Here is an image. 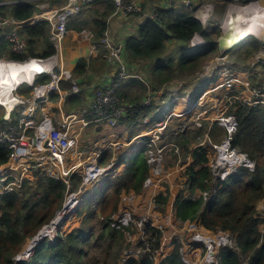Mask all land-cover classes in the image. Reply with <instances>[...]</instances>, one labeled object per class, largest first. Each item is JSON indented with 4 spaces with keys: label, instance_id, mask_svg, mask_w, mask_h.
<instances>
[{
    "label": "built area",
    "instance_id": "2783aa9c",
    "mask_svg": "<svg viewBox=\"0 0 264 264\" xmlns=\"http://www.w3.org/2000/svg\"><path fill=\"white\" fill-rule=\"evenodd\" d=\"M101 1L66 0L58 9H51L50 2L45 1L36 5L39 14L24 21L10 16L4 19L0 14V35L7 37L11 52L16 56L28 55L26 59L15 60L2 54L0 61L24 68H43L34 73L32 82L16 86V104L12 109L0 104L4 110L0 115V144L9 150L8 161L0 165V199L5 194L19 192L27 182L36 184L40 179L62 180L67 185L63 207L28 241L14 257V262L29 261L42 242L55 243L60 236L79 229L78 206L96 185L123 176L127 169L124 161L136 154L132 152L135 146H142L139 151H144L149 176L140 192L122 191L118 210L109 221L111 228L124 236V250L116 264H128L132 260L163 264L175 253H179L184 264H221L223 249H237L236 235L206 228L200 216L183 220L179 216L178 202L182 198L202 200L204 208L240 168L255 171L256 166L248 155L234 145L239 129L236 112L239 107H264V46L247 61V70L240 69L238 63L229 58L228 51H219V55L206 63L199 73L208 84L197 98L191 93L180 97L178 93L175 95L176 92L163 89L155 93L150 91L142 103H128L120 91L126 82L138 76L130 72L125 45L114 44L108 32L98 44L92 45L90 51V57L97 59L102 50H107L105 58L118 65L117 72L105 78L106 82L85 91L80 79L64 66V45L68 35L74 42L95 37L89 30H70V21ZM111 1L114 16L133 18L144 14L140 0ZM180 1L193 11L204 30L216 25L217 8L222 7L221 22L220 19L217 21L221 36L228 35L231 16L241 10H251L246 11L249 16L245 23L249 20L261 22L264 27V0ZM10 3L6 1L0 6ZM147 19L162 21L163 17L154 9ZM42 22L50 24L48 35L54 53L48 57L30 55L28 41L21 34L24 27ZM252 36L264 42L262 29ZM208 44L204 35L196 32L189 47L199 49ZM44 77L49 79L39 82ZM23 87L27 88V95L15 94ZM170 92L173 93L168 98L171 103L166 106L167 100L163 97ZM85 93H89L85 105L71 110H67L68 106L63 107L71 98ZM156 102H160L158 118L144 114L127 130L129 133L134 128L148 127L144 133L129 138L113 130L121 121L137 119L142 109ZM175 120L181 122L172 130ZM93 127L111 131L99 134L96 141L89 140L88 133ZM216 128L223 130L220 141L215 139ZM193 129L203 132L192 152L185 156L181 146L167 138L169 134L182 136ZM198 147L206 149L209 158L206 165L212 174L210 187L206 190H192L187 174L193 164V151ZM108 152L112 153L111 160L102 165L101 160ZM172 159L173 167L170 166ZM75 176L82 179L77 191L74 190ZM69 200L71 206L67 209ZM241 264H248V260L242 257Z\"/></svg>",
    "mask_w": 264,
    "mask_h": 264
},
{
    "label": "trees",
    "instance_id": "16d2710c",
    "mask_svg": "<svg viewBox=\"0 0 264 264\" xmlns=\"http://www.w3.org/2000/svg\"><path fill=\"white\" fill-rule=\"evenodd\" d=\"M12 2L0 6V14L5 19L8 16L18 21L32 18L36 6L31 0H0ZM20 1H25L20 3ZM108 14L114 12V5L109 3ZM162 21L147 20L139 30L137 36L127 39L125 50L129 61L133 63L152 62L155 67L151 69L147 85L140 78H132L126 82L120 91L121 97L128 103H142L147 94L158 92L173 79L186 74L194 75L211 58L219 55L218 39L221 36L219 26H212L204 30L201 23L194 18L192 10L184 5L179 10L159 9ZM50 24L42 22L35 26L21 29V34L26 37L29 45V54L32 56H51L54 48L47 40ZM96 38L105 36L109 24L107 20H94L92 23ZM81 30L80 27H75ZM196 32H200L209 44L199 49L189 47L190 40ZM44 40L48 45L43 53L38 54V43ZM250 40V41H249ZM239 47L240 62L244 63L263 48L264 42L252 37ZM180 44L178 58L169 57L170 44ZM235 47V48H237ZM234 48V49H235ZM15 60L26 59L28 55L16 56L11 52L7 37L0 35V55ZM105 54V52L103 53ZM106 60L100 58L90 60L79 59L75 68L76 77L90 76L91 73L101 74L106 71ZM91 78V77H90ZM44 77L39 82H45ZM82 96L71 98L72 106L76 108L82 103ZM85 98V96H84ZM156 102L139 114L137 119L121 121L119 131L123 133L138 120L148 114L158 118ZM239 129L235 136L234 145L241 148L249 159L255 164V171L248 167L240 168L237 175L233 176L224 185L218 196L203 208V201H193L182 198L178 202L179 216L183 220L195 219L200 216L204 226L210 230H223L235 234L237 249L225 248L221 251V264H241V258L248 260V264H264V232L261 224L264 219L260 216L255 203L264 199V107L237 109ZM118 128V127H117ZM116 131V128L113 129ZM110 129H97L99 134H106ZM180 137H184L181 139ZM174 141L182 148L186 156L190 152L192 143L198 141V132H187ZM193 164L187 174L190 177L191 189L206 190L210 187L211 171L207 167L209 159L204 147L193 151ZM9 150L0 144V165L8 161ZM111 159L112 153H106L103 158ZM102 158V159H103ZM126 172L123 176L108 179L104 184V195L100 205L84 207V202L78 206L77 214L81 220V227L67 236H60L55 243L46 240L34 251L27 262L19 264H90V254L94 243L105 246V252L113 264L124 250V236L111 228L109 221L117 212L119 199L123 190L140 192L145 180L149 176V168L144 156V151H139L132 158L126 159ZM82 179L73 178L74 188L77 191ZM208 181V183H207ZM67 185L62 180L40 179L36 184L27 182L19 192L5 194L0 199V264H16L14 257L22 250L28 239H32L38 231L49 223L65 202ZM102 217V218H101ZM110 242H113L110 243ZM107 243H109L107 245ZM114 248H118L114 253ZM128 264H152L149 261H130ZM163 264H184L179 253L167 258Z\"/></svg>",
    "mask_w": 264,
    "mask_h": 264
},
{
    "label": "crops",
    "instance_id": "0c3cea01",
    "mask_svg": "<svg viewBox=\"0 0 264 264\" xmlns=\"http://www.w3.org/2000/svg\"><path fill=\"white\" fill-rule=\"evenodd\" d=\"M31 1H36V0H31ZM46 1L50 2V8L51 9H58V8L62 7L66 2V0H46ZM140 1L142 3V8L144 11V14L142 16H136L133 18H126L123 15L114 16L113 13L108 14L107 7H108L109 3L112 1L111 0H103L100 3H98L97 5L91 7L90 9H88L86 11H84L80 15L74 17L69 23L68 28L70 30H72V31L89 30L95 34V37L91 40L74 42L71 39V35H68V37L65 41V45H64V55H63L64 66L68 70L74 72L73 70H74L77 62L79 61V59L85 58L88 62H90V60H94L90 57V51H91L92 45L98 44L101 40V38H100V40H98L96 38V32L94 31V29H93L94 27L92 26V23L94 20H100V19L107 20V22L109 24V28H108L107 32L110 34L113 43L114 44L121 43V44L126 45V41L128 38L138 35L139 30L141 28V25L145 21L148 20L147 16L149 15V13L153 12L154 9H157V11H159V9L169 10L170 8L179 10L180 8H182L185 5L180 0H174V1L173 0H149L146 2L144 0H140ZM175 2L178 4L175 5ZM221 16H222V14L220 16L217 15V17H219V18H221ZM216 25H218L217 21H216ZM75 27H80L82 29L77 30ZM48 34H49V32H48ZM48 38H49V35H48ZM47 41L49 42V40H47ZM244 42H246V41H244ZM49 44L51 45L50 42H49ZM172 44H175V46L180 45L178 43H172ZM172 44H170V45H172ZM47 47H48V45L46 44V42L44 40H40L38 43L37 53L38 54L43 53L44 49L46 50ZM104 52H105V54H103ZM228 52H231V50ZM107 54H108L107 50H102V52L100 53V56L102 58H104V60L107 61L106 65H107L108 69H106L105 72L102 71L100 75H98L96 73H91V75L88 77H86V76L77 77L80 79V82H81L82 86L85 88L84 89L85 91H90L93 89V87H96L99 83L106 82L105 78H107L108 76H112L114 73L117 72L118 65L114 62H110L109 60H107L105 58V55H107ZM100 56L98 58H100ZM167 56L172 57L173 55L168 51ZM126 59L129 63L131 74H133L134 76H138V78L142 79L144 84L147 85V83L149 82L147 78L149 77L151 69L154 68L155 65L152 62H146V63L145 62H139V63H133L132 64L128 59L127 53H126ZM232 61H234V60H232ZM247 61L244 63H241L240 61H238V62L234 61V62L238 63V66L240 69L247 70V67H246ZM70 65H72V66L70 67ZM200 71L201 70L197 71L188 80L183 81V80H177L175 78L176 80L173 79L163 89H166V90L172 91V92H176L175 95H177V93H178V95L181 93H186V94L191 93L192 96L197 98V96L201 95V93L204 91L206 85L208 84L207 80L201 79V77L199 75ZM163 89H161V90H163ZM88 95H89V93H85V95H84L85 98H84V96L82 97V103L79 106H83L87 103ZM70 101H68L67 105L63 106L64 108L68 106L67 110L75 109L72 106V103ZM79 106H77L76 108H80ZM162 118H165V116H162ZM176 121H178L179 123L181 122L180 120H175V122ZM175 122H174V124H175ZM205 124H208V122L205 121ZM147 128L148 127L141 128V129L134 128L129 133H127V130H128L127 129L126 132L124 131L121 135L127 136L129 138H133L139 134L144 133ZM103 129H106V128H103ZM175 129L176 128L174 127V130ZM194 131L198 132V136H200L203 132V130H200V129L190 130V132H194ZM116 132H118V134L121 133V131H119V126H118V128H116ZM215 134H216L215 139L217 141H220L223 138V130H221L220 128H216ZM174 137H178V136H174ZM180 138L184 139V137H180ZM196 143L197 142L191 144L190 152H192L193 146ZM207 157H208V155H207ZM193 161H194V159H193ZM263 202H264V199L258 200L255 203L257 209L259 210V213L262 214L261 217H264V204H263ZM259 204H262V205H259ZM262 226L264 228V223L261 224V227ZM263 228H262V230H263Z\"/></svg>",
    "mask_w": 264,
    "mask_h": 264
},
{
    "label": "bare ground",
    "instance_id": "6f19581e",
    "mask_svg": "<svg viewBox=\"0 0 264 264\" xmlns=\"http://www.w3.org/2000/svg\"><path fill=\"white\" fill-rule=\"evenodd\" d=\"M246 11L251 10H241L234 13L230 18L227 29V34L232 38L230 40V49L240 44L246 38L249 39L250 36L257 34L260 29L264 32L261 22H250V20L249 23L244 22L249 16V13ZM11 65L3 64L0 61V104L6 106L8 109H12L16 104L14 95L16 86L32 82L34 73H39L43 69L42 67L24 68ZM70 202L71 200L67 204V209L71 206Z\"/></svg>",
    "mask_w": 264,
    "mask_h": 264
},
{
    "label": "rangeland",
    "instance_id": "374dc122",
    "mask_svg": "<svg viewBox=\"0 0 264 264\" xmlns=\"http://www.w3.org/2000/svg\"><path fill=\"white\" fill-rule=\"evenodd\" d=\"M46 0H36V1H34L33 3H35L34 5L36 6V5H38V4H40V3H44ZM145 2L146 1H149V0H144ZM174 1V0H173ZM176 4H178V3H176L175 2V5ZM174 5V6H175ZM219 8V7H218ZM218 8H217V11H218V16H220L222 13H223V11H224V9L221 7L219 10H218ZM40 13V10L36 7V14H39ZM219 17H217L216 18V21H219ZM220 22H221V19H220ZM218 24H219V22H218ZM216 26H218V25H216ZM252 37H255V36H252ZM252 37H250L249 39H251ZM247 39V38H246ZM245 39V40H246ZM248 39V40H249ZM257 39V38H256ZM244 40V41H245ZM244 41H242L240 44H238V45H236L235 47H237V46H239V45H241V44H243L244 43ZM250 41V40H249ZM179 50H180V47L179 46H175V44H172V45H170V48H169V52L174 56V57H176V58H178V55H179ZM240 49H239V47H237V48H235V49H233V50H231V52H228L227 54H229V58L230 59H232V60H234V61H236V62H238V61H240V57H241V53H239L238 51H239ZM0 57H2V55H0ZM211 61V58L209 59V61L208 62H210ZM207 62V63H208ZM72 65H70V67H71ZM202 69V67L199 69V70H201ZM191 76H193V75H186V74H183V75H181V76H179V77H177L176 79L177 80H188ZM176 79H174V80H176ZM165 86H167V85H165ZM165 90V89H164ZM15 94H17V95H27L28 94V90H27V88L26 87H23L20 91H18V92H16ZM185 94L186 93H181V94H179V96L180 97H183V96H185ZM171 95H173V93H169V94H166V96L165 97H163V99H165V100H167L166 101V106H170V103H171V100L170 99H168V98H170V96ZM174 97H175V95H174ZM3 108H1L0 107V115L3 113ZM237 113V112H236ZM175 122V121H174ZM180 125V123L178 122V121H176L175 122V124L172 126V130H174V127L176 128L177 126H179ZM132 126H134V125H132ZM131 126V127H132ZM130 127V128H131ZM137 129V128H136ZM88 136L90 137V138H88L89 140H97L98 138H96V132H95V127H93L92 128V130H91V132H89L88 133ZM173 135H171V134H169L168 135V140L169 139H171V138H173L172 137ZM141 147L142 146H139V147H137V146H135L133 149H132V152H134V153H138L139 152V150L141 149ZM111 159H109L108 160V158L107 157H105V158H103L102 160H101V164L102 165H105V164H107L109 161H110ZM171 167H173L174 166V159H172V161H171V165H170ZM74 189V188H73ZM75 190V189H74ZM76 191V190H75ZM124 191V190H123ZM103 195H104V186L102 185V184H99V185H96L93 189H92V191L90 192V195L86 198V199H84V207H86V208H88V207H91L92 205L94 206V207H97L98 205H100V202H101V199H102V197H103ZM263 204H264V202H263ZM64 205V204H63ZM259 205H262V204H259ZM63 207V206H62ZM260 214V213H259ZM260 216H262V214H260ZM264 218V217H263ZM31 239H28L27 240V242L25 243V245L26 244H28V241H30ZM110 243H112L113 244V242H110ZM121 243L125 246V243H124V241L122 240L121 241ZM109 243H107V245H108ZM117 250H118V248H114V253H116L117 252ZM89 259H90V264H101V263H103V264H113V261H112V259H109L108 257H107V255H106V252H105V246L104 245H99L97 242L96 243H94L93 244V248H92V251H91V254H90V257H89Z\"/></svg>",
    "mask_w": 264,
    "mask_h": 264
},
{
    "label": "water",
    "instance_id": "95a60500",
    "mask_svg": "<svg viewBox=\"0 0 264 264\" xmlns=\"http://www.w3.org/2000/svg\"><path fill=\"white\" fill-rule=\"evenodd\" d=\"M231 36L230 35H222L220 39L218 40V49L220 52L224 51H230L233 49V47L230 49V43H231Z\"/></svg>",
    "mask_w": 264,
    "mask_h": 264
},
{
    "label": "clouds",
    "instance_id": "9594fccd",
    "mask_svg": "<svg viewBox=\"0 0 264 264\" xmlns=\"http://www.w3.org/2000/svg\"><path fill=\"white\" fill-rule=\"evenodd\" d=\"M246 41H247V40H246ZM234 48H235V47H234ZM234 48H233V49H234ZM233 49H232V50H233ZM24 246H25V245H24ZM24 246L22 247V249L24 248Z\"/></svg>",
    "mask_w": 264,
    "mask_h": 264
}]
</instances>
